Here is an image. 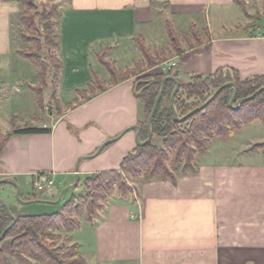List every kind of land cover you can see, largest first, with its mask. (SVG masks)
<instances>
[{
    "label": "crops",
    "instance_id": "1",
    "mask_svg": "<svg viewBox=\"0 0 264 264\" xmlns=\"http://www.w3.org/2000/svg\"><path fill=\"white\" fill-rule=\"evenodd\" d=\"M238 1L243 4L54 0L63 16L58 54L63 68L57 92L62 113L38 122V113L30 119L17 111L0 117L1 123L7 122L0 181H15L23 202H55L77 177L79 189L95 174L119 171L137 147L135 127L141 128L145 120L144 106L137 98L135 78L111 86V76H101V67L106 68L99 55L108 51L106 59L119 71L134 69L144 61L135 40H143L153 53L171 49L168 24L177 35L195 27L203 41L190 48L182 40L181 59L176 56L146 73L172 64L184 83L219 70L235 71L242 80L264 76V0ZM21 13L17 1L0 0V105L7 92L16 99L23 88L33 92L31 88L39 84L37 68L28 66L18 54L22 49L13 46V22ZM93 72L109 88L85 99L81 93L90 95ZM71 93L75 98L65 103L63 96ZM14 124L49 133L7 137ZM123 133L96 155L103 144ZM208 154L197 163L196 175L179 176L175 185L133 181L134 191L128 197L115 193L90 222L80 219V229L70 238L86 264H264V152L251 151L240 161L204 160ZM41 174L51 175L56 186L38 197L33 181ZM77 188L56 207H62ZM16 192L11 183L0 185V198L15 218L56 212L53 205H22ZM11 247V240L3 241L5 256H10Z\"/></svg>",
    "mask_w": 264,
    "mask_h": 264
},
{
    "label": "trees",
    "instance_id": "2",
    "mask_svg": "<svg viewBox=\"0 0 264 264\" xmlns=\"http://www.w3.org/2000/svg\"><path fill=\"white\" fill-rule=\"evenodd\" d=\"M5 1H17L23 8L18 17L22 26L18 36L25 47L18 54L38 70L39 84L31 89L36 94L38 106L44 112L51 103L46 104L44 96L48 79H52L53 84L52 100L59 105L57 92L63 68L58 55L62 12L56 7L48 10L45 4L41 5L42 11H39L36 0ZM235 1L237 4H243L238 0ZM167 34L171 44V49L168 51L153 53L146 47L143 40H135L144 61L137 64L134 69L125 72L119 71L111 61L107 60L108 51H103L99 55V61L111 76V86L146 73L139 74L144 67L150 71L176 56L181 59L184 54L182 40H185L190 48L200 45L203 41L195 27H192L187 34L177 35L173 27L168 24ZM167 77H174L180 82V90L175 98V109L180 119L206 103L221 86L227 83H234L238 88L234 106L264 87V76L242 80L239 74L232 70H219L208 77L195 76L189 83L182 82L179 73L173 69L167 73L149 75L146 78L148 83L142 86L140 93L137 92V98L143 104L145 112V120L140 123L141 142L149 138L147 121L161 92L163 81ZM141 82L143 81L140 80ZM108 88L99 75L93 72V82L88 87L90 95L87 93H81V95L89 99V96H95ZM175 89L176 83L168 80L151 123L153 135L151 142L143 147L137 146L123 160L119 171L98 173L88 178L83 183L87 192L85 200L72 198L62 206L60 211L50 214L18 216L15 226L0 241V264H86V260L79 252V247L73 244L70 238L80 229V219L90 222L99 211L104 209V205L115 193L128 197L133 192L128 185L130 181L159 180L175 185L179 176L196 175L198 173L196 157H204L213 140L217 138L228 140L235 133H240L245 127L256 122L264 126V92L235 109L230 107L235 89L227 87L205 110L195 114L186 122L180 123L176 121L171 109V98ZM44 133H49V130L32 127L22 129L14 124V130L7 137ZM156 140L161 142V146L156 145ZM250 150L264 152V142ZM12 223V218L0 203V236ZM55 233H65V244L67 242L72 245L69 248H56L55 243L60 236H56ZM7 239L13 240L10 259L1 249L3 241Z\"/></svg>",
    "mask_w": 264,
    "mask_h": 264
},
{
    "label": "rangeland",
    "instance_id": "3",
    "mask_svg": "<svg viewBox=\"0 0 264 264\" xmlns=\"http://www.w3.org/2000/svg\"><path fill=\"white\" fill-rule=\"evenodd\" d=\"M54 0H36V3L39 5L38 10L42 11V4L47 5V7L49 8L48 10H51L52 8L56 7L57 9H59L54 3ZM22 11L23 8L21 7ZM60 10V9H59ZM47 11V10H46ZM22 29V26L20 25V23L18 22V20H15L13 22V46L15 49H24L25 44L21 41V39L18 36V32L19 30ZM24 30V29H23ZM50 63V62H49ZM28 66H30L31 68H35L30 62L27 61L26 63ZM102 69L99 71L102 77L105 78H110V74L107 72V70H105L103 67H101ZM170 68H166V70L163 71H154V72H149V73H143V72H147L148 69L147 67H144V69L139 73H143L141 75H138L135 80H136V88H137V92H141L142 90V86L144 84H147L148 81L146 80L147 76L149 75H154L156 73H167ZM37 78V77H36ZM35 78V79H36ZM140 80H142L143 82L140 83ZM38 82V78L36 80ZM48 86L44 89V95H45V99H46V104H48L47 102H51L50 105L47 106L46 111L42 112L39 111V107L36 103V95L35 93L31 92L28 89H24L23 88V94L22 95H18L17 98L15 99L14 96H11V91L7 92L6 98L2 99V103H1V110H0V117H8L10 116L12 113L15 114V111H17L18 116H20L21 118H33V116L38 113V121L41 120H45L47 118H45L46 116H52L53 119L55 116H57L59 113H62V109L61 107H59V105H57L55 103L54 100H52L53 98V84H52V79H48ZM13 95L14 92H13ZM11 96V97H10ZM75 98V94L71 93V94H66L63 96L64 102L67 103L69 101H73V99ZM19 101L17 103V101ZM71 106L74 105V103L70 104ZM17 107H19L17 109ZM17 109V110H15ZM54 121V120H52ZM7 122L5 121L4 123L0 122V146L3 144L4 140H5V135H3V130L4 129V124H6ZM38 126V125H37ZM264 142V126L262 125V123L260 122H256L252 125H250L249 127H245L243 129V131H241L240 133H235L230 139L228 140H223L221 138H217L216 140H213L210 144L209 147V154L207 157L204 158V160H210V161H226L228 159H233L236 161H240L242 159L243 156H246V154H250V149L252 147H254L257 144H261ZM156 145L161 146V142L159 140H156ZM203 160V157H196V161L195 164L197 165V163L201 162ZM129 187L132 189V191H134L133 188V181L128 182ZM78 189V188H77ZM47 193V192H46ZM46 193L40 195L39 193L35 192V195L38 197L47 195ZM39 194V195H38ZM87 197V192L85 189V185H81V187L75 192V195L72 196V194L69 193V195H67L66 199L68 201H70L72 198H81L82 200H85ZM21 198V197H20ZM66 201V202H68ZM65 202V203H66ZM59 206V205H58ZM56 207L54 206L53 210H61L62 207ZM62 206V204L60 205ZM57 208V209H56ZM56 236H60V239H58L55 243V247L56 248H69V246H71L72 244H65V238H66V234L65 233H55ZM7 240H11L13 242L12 239H7ZM6 240V241H7ZM12 248V247H11ZM1 249H2V245H1ZM12 252V249H11ZM8 259L11 258V253L10 256H6ZM14 264V263H13Z\"/></svg>",
    "mask_w": 264,
    "mask_h": 264
},
{
    "label": "water",
    "instance_id": "4",
    "mask_svg": "<svg viewBox=\"0 0 264 264\" xmlns=\"http://www.w3.org/2000/svg\"><path fill=\"white\" fill-rule=\"evenodd\" d=\"M168 80H173L175 83H176V89L172 95V98H171V109L173 111V114L175 116V119L177 122H180V123H183V122H186L187 120H189L191 117H193L195 114L205 110L213 101H215L217 99V97L219 96V94L227 87H234L235 89V92H234V96L230 102V107L231 108H235V109H238L240 108L244 103L246 102H249L253 99H255L258 95H260L262 92H264V87L261 88L260 90H258L257 92H255L252 96L248 97V98H245L243 100H240L236 106H234L235 102L237 101V95H238V88L236 87V85L234 83H227L223 86H221L214 94L213 96L206 102L204 103L202 106L196 108L195 110H193L192 112H190L187 116H185L184 118L180 119L178 117V114L176 112V109H175V98L180 90V82L178 80H176L174 77H167L164 79L163 81V84H162V88H161V92L160 94L158 95L155 103H154V106H153V109H152V112L148 118V121H147V129H148V132H149V138L145 141V142H141L140 141V135H141V132H142V129L137 126L135 127V129L138 131L137 132V136H136V144L137 146L139 147H143L147 144H149L152 140V132H151V123H152V120L157 112V109H158V106L160 104V101L164 95V92H165V89H166V84L168 82ZM134 129V128H133ZM125 133H123L122 135H120L119 137L117 138H114L112 140H109L107 141L105 144H103V146L100 147V149L98 150L97 154L96 155H99L102 150L109 144L113 143V142H116L117 140H119ZM6 183H11L15 188H16V198L17 200L22 204V205H33V204H46V205H53V206H56L58 204L61 203V201L63 200L64 196L66 195L67 192H69L70 190H73V189H76L79 185V180H78V177L76 179V182L73 186H69L68 188L64 189L60 198L55 201V202H51V201H29V202H23L20 198V188L19 186L17 185V183L11 179H8V180H3V181H0V185H3V184H6ZM0 203L4 206V208L6 209L8 215L10 216V218H12L13 220V223L5 230V232L0 236V241L7 235V233L10 231V229H12V227L15 226L16 222H17V219L15 218V216L12 214L9 206L7 205V203L2 199L0 198Z\"/></svg>",
    "mask_w": 264,
    "mask_h": 264
},
{
    "label": "built area",
    "instance_id": "5",
    "mask_svg": "<svg viewBox=\"0 0 264 264\" xmlns=\"http://www.w3.org/2000/svg\"><path fill=\"white\" fill-rule=\"evenodd\" d=\"M172 64H169V68ZM56 182L51 175L41 174L37 175L33 181L34 191L37 193H44L55 188Z\"/></svg>",
    "mask_w": 264,
    "mask_h": 264
}]
</instances>
